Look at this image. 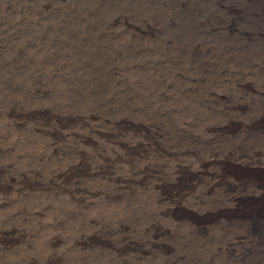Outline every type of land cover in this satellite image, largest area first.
Returning <instances> with one entry per match:
<instances>
[{
	"label": "bare ground",
	"instance_id": "1",
	"mask_svg": "<svg viewBox=\"0 0 264 264\" xmlns=\"http://www.w3.org/2000/svg\"><path fill=\"white\" fill-rule=\"evenodd\" d=\"M23 1L0 264H264V0Z\"/></svg>",
	"mask_w": 264,
	"mask_h": 264
},
{
	"label": "rangeland",
	"instance_id": "2",
	"mask_svg": "<svg viewBox=\"0 0 264 264\" xmlns=\"http://www.w3.org/2000/svg\"><path fill=\"white\" fill-rule=\"evenodd\" d=\"M22 1V2H21ZM50 1H52V0H50ZM55 2H56V0H54ZM77 2L78 1H80V0H76ZM75 1V2H76ZM82 1V0H81ZM2 2H4L3 0L1 1L0 0V18H4V17H6V18H4L5 20H7V19H11L12 20V16H13V13L11 12V11H16V10H18L19 12H20V10L22 9V12H24V8H23V6H24V4H23V0H6V4L5 3H2ZM54 2V3H55ZM74 2V1H73ZM2 4H5L6 5V8L4 7V5H2ZM10 4V5H9ZM17 4V6H13L12 7V5H16ZM18 4H21V5H18ZM22 8H21V7ZM17 7V8H16ZM2 8V9H1ZM12 8H14V9H12ZM16 8V9H15ZM5 9V10H4ZM2 11H4L3 13H2ZM9 12V13H8ZM2 14V15H1ZM10 14H12L11 16H10ZM4 114L2 113V112H0V120H2V121H0V124H1V126H0V128H2L3 127V125L2 124H4ZM3 227H6V226H3Z\"/></svg>",
	"mask_w": 264,
	"mask_h": 264
}]
</instances>
